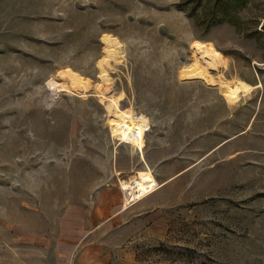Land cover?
<instances>
[{
	"label": "rangeland",
	"instance_id": "1",
	"mask_svg": "<svg viewBox=\"0 0 264 264\" xmlns=\"http://www.w3.org/2000/svg\"><path fill=\"white\" fill-rule=\"evenodd\" d=\"M179 2L0 0V264H264V0L206 32ZM105 33L124 45L110 93L150 118L162 184L127 208L139 151L99 96L47 85L66 68L100 83ZM194 40L263 87L231 106L181 78Z\"/></svg>",
	"mask_w": 264,
	"mask_h": 264
},
{
	"label": "bare ground",
	"instance_id": "2",
	"mask_svg": "<svg viewBox=\"0 0 264 264\" xmlns=\"http://www.w3.org/2000/svg\"><path fill=\"white\" fill-rule=\"evenodd\" d=\"M102 42L105 45V55L98 62L100 83L95 84L75 70L66 68L59 72L62 82L51 79L47 85L56 95L68 92L82 97H87L92 93L99 96L108 111V122L112 136L122 143L130 144L139 151L146 168L134 172L129 180L121 181L120 188L126 193L124 207L127 208L132 201L145 199L156 192L162 184L147 162L144 153L146 133L150 129V118L143 112H137L133 107L123 108L121 102L124 93L119 95L110 93L112 91L110 73L113 69L111 62H121L124 45L117 37L109 33L103 34ZM191 49L193 61L182 68L181 78L184 80H200L210 86H218L229 105L238 106L243 98L252 95L256 89L263 87L262 82L253 85L239 77L227 78L224 70L228 66V58L212 42L194 40ZM128 188L139 190V194L132 193L130 195Z\"/></svg>",
	"mask_w": 264,
	"mask_h": 264
},
{
	"label": "trees",
	"instance_id": "3",
	"mask_svg": "<svg viewBox=\"0 0 264 264\" xmlns=\"http://www.w3.org/2000/svg\"><path fill=\"white\" fill-rule=\"evenodd\" d=\"M250 2L251 0H180L179 7L188 10V16L206 32L224 22L238 23L240 13Z\"/></svg>",
	"mask_w": 264,
	"mask_h": 264
},
{
	"label": "built area",
	"instance_id": "4",
	"mask_svg": "<svg viewBox=\"0 0 264 264\" xmlns=\"http://www.w3.org/2000/svg\"><path fill=\"white\" fill-rule=\"evenodd\" d=\"M128 193H130V195H132V193H137V194H139V190H131V189H129L128 188ZM124 195L126 196V193L124 192ZM139 201V200H138ZM138 201H132V203H134V202H138Z\"/></svg>",
	"mask_w": 264,
	"mask_h": 264
}]
</instances>
